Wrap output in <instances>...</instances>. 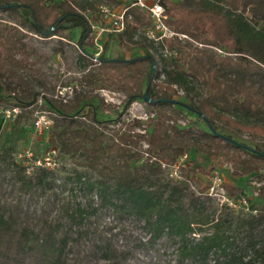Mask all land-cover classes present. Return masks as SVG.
<instances>
[{
	"label": "trees",
	"instance_id": "1",
	"mask_svg": "<svg viewBox=\"0 0 264 264\" xmlns=\"http://www.w3.org/2000/svg\"><path fill=\"white\" fill-rule=\"evenodd\" d=\"M92 1L85 0L93 7L99 3ZM161 2L168 23L192 40H154L144 33L160 58L149 50L129 58L102 54L85 75L124 92V108L149 100L156 116L146 125L137 117L107 142L96 108L81 111L77 97L55 99L50 146L83 166L67 175L63 166L37 165L27 173L14 154L17 142L2 144L0 264H264V204L246 215L227 205L219 209L202 194L206 187H190L191 179L201 180L189 172L203 167L188 166L178 179L166 176L159 163L178 162L190 139L205 137L199 148L231 158L242 174L264 170V147L235 139L217 123L221 119L264 138V0ZM0 8L20 16L14 25L0 18V85L16 95L9 101L0 89V104L20 108L13 119L20 126L32 117L37 79L27 68L22 28L42 37L64 36L63 24L78 20L83 47L90 24L69 0H0ZM129 11L128 26L144 32L146 11L135 6ZM98 13L96 8L93 16ZM160 68L165 78L156 81ZM178 86L197 101L176 98ZM185 109L209 129L193 134L175 122ZM143 125L144 131L134 130ZM144 152L149 154L140 163ZM225 186L234 197L236 187ZM245 194L241 190L239 196Z\"/></svg>",
	"mask_w": 264,
	"mask_h": 264
},
{
	"label": "rangeland",
	"instance_id": "2",
	"mask_svg": "<svg viewBox=\"0 0 264 264\" xmlns=\"http://www.w3.org/2000/svg\"><path fill=\"white\" fill-rule=\"evenodd\" d=\"M75 6L77 11L83 14L89 21L90 29L85 35V44L81 47L79 38L84 29L78 20L65 22L62 26L61 33L64 36L54 34L49 37H42L34 32L22 28V41L25 43L26 54L28 55V71L37 77L35 80L36 96L30 108H33L32 117L20 126H14V116L7 115V108H11V103L2 102L0 104V148L2 144H11L17 142L15 156L23 164L27 166V173L33 172L37 165L28 171L29 165L33 163L27 161L31 156L32 160L41 158V166L50 169L66 167L62 170L63 175L71 174L73 169H83V166L76 164L69 155L60 154L53 151L50 146V132L48 128L39 132L34 126V122L38 117L44 120H50L49 127L54 122L55 99H72L77 97L80 101L81 111L96 108L98 117V126L105 133V139L111 141L118 137L122 131L126 130L127 123L132 122L135 118H140L145 125L149 121V117L156 116V108L150 104L149 100H134L127 108L125 105V93L109 87L100 86L91 82L86 78V72L89 69H95L98 62L95 59V52H99V56L104 54L112 57H133L147 50L154 53L160 58L159 52L155 46L145 38L141 27L133 28L128 26L125 30L116 31H100V11L95 17L94 11L99 9L100 4H110L113 8H119L120 4H115L112 0H97L96 7L87 4L85 0H69ZM94 3V1H92ZM5 17L6 20L14 25L20 20L18 14L11 15L6 10L0 8V18ZM94 23L96 26L92 27ZM21 27V26H19ZM101 32V33H100ZM98 38L99 44L94 41ZM166 53V52H165ZM20 57L22 52H18ZM169 56V54H166ZM165 78L162 68L155 73V80L161 81ZM178 92L175 97L189 102L191 99L197 101V97L193 92L186 91L184 87L178 86ZM1 92L9 101H14L16 95L14 92L7 91L2 84ZM19 113V112H18ZM175 122L184 128H190L193 134L209 129L206 122L200 119L194 111L187 110L181 116L174 119ZM173 121V122H174ZM172 123V121H170ZM219 129L230 134L235 139L247 143L248 145H260L264 147V138L258 134L242 130L233 125L227 124L221 119H217ZM136 126L134 130L144 131L145 127ZM173 134V131H169ZM206 138L202 137L199 141L189 140L186 148V154L182 155L178 162L169 164L159 161L165 169V175L168 177L184 179L188 174L187 167L192 168L193 164L203 167L204 170L197 169L189 172V177L200 178V184L193 179L189 184L192 190L199 191L201 187H206L203 195L211 197L212 205L219 209L223 205H227L234 212H242L246 215L248 212L256 213L260 206L264 204V170L261 172H252L244 175L238 167L233 163L231 158L218 154H208L199 146L205 147ZM147 144L142 141V149ZM29 153V154H28ZM149 153L144 152L139 160L140 163L146 161ZM50 156L51 164L56 162L55 166H50L43 157ZM248 157V154H244ZM153 159L152 155L150 156ZM30 162V163H29ZM171 166H169V165ZM177 164V165H176ZM187 165V166H186ZM229 183L236 187L235 195L232 197L226 188ZM241 190L246 194L239 196ZM241 198H245L244 201ZM253 203L252 208L250 205ZM219 211V210H218ZM108 219V218H107Z\"/></svg>",
	"mask_w": 264,
	"mask_h": 264
},
{
	"label": "built area",
	"instance_id": "3",
	"mask_svg": "<svg viewBox=\"0 0 264 264\" xmlns=\"http://www.w3.org/2000/svg\"><path fill=\"white\" fill-rule=\"evenodd\" d=\"M134 6L143 9L144 11H146L147 15L149 16V22L144 27V33L148 38L154 40H161L164 38L177 36L182 40L184 39L192 40V38L188 34L177 32L174 29V27L168 23L167 20L169 18V15L165 11L164 4L161 2V0H121V5L118 9L113 8L112 5L107 3L100 4L99 5L100 18H101L100 31L121 32L125 30L128 26V23L133 19V14L129 11V9ZM91 26L95 27L96 25L92 23ZM98 38H99L98 36L94 38V41L97 45L99 44ZM217 50L221 53L224 52L220 48H217ZM94 55L96 61H98L99 52H95ZM6 111L8 116H12V114L16 115L20 111V108L18 106H13L11 108H7ZM49 124H50V120L43 121L41 117H38L34 122V126L36 127V129L39 130V132L48 128ZM43 158L46 160L48 164H51L50 156H46ZM27 161L33 163L32 165H29L28 171L30 168H33L34 164L35 165L44 164L42 163L41 158L32 160L31 156L29 157V159H27ZM162 163L163 165H165L164 161ZM55 165L56 162H53L50 166H55ZM241 199L246 201L245 198H241Z\"/></svg>",
	"mask_w": 264,
	"mask_h": 264
}]
</instances>
